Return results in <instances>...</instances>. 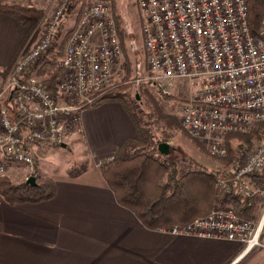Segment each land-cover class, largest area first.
Wrapping results in <instances>:
<instances>
[{"label":"built area","instance_id":"built-area-1","mask_svg":"<svg viewBox=\"0 0 264 264\" xmlns=\"http://www.w3.org/2000/svg\"><path fill=\"white\" fill-rule=\"evenodd\" d=\"M137 4L148 81L163 96L178 88L183 92L185 86L178 102L182 130L215 159L226 158V136L249 134L264 120V18L255 39L249 34L244 0H137ZM66 8L67 2L61 1L42 37L19 52L0 86V176L10 164L23 165L31 176L35 150L65 144L66 134L78 130L79 107L123 76L111 8L97 2L88 7L67 41L55 83L58 95L46 89L35 66L59 37ZM254 175L264 176L263 130L252 150L239 154L227 179H217L220 190H227L231 182L242 198L260 205L258 222L217 210L184 227L163 230L177 237L238 242L242 249L230 264L264 248V181L252 184Z\"/></svg>","mask_w":264,"mask_h":264},{"label":"crops","instance_id":"crops-1","mask_svg":"<svg viewBox=\"0 0 264 264\" xmlns=\"http://www.w3.org/2000/svg\"><path fill=\"white\" fill-rule=\"evenodd\" d=\"M46 6V0L37 5L40 10ZM23 36L24 29L14 18L0 14V72L19 52ZM77 131L90 157L87 169L78 177L69 172L51 177L53 199L10 205L0 195V264H230L238 256L242 249L238 242L149 230L116 202L100 165L110 161L126 139L136 137L120 103L83 110ZM157 153L165 156L158 146ZM12 165L17 164H10L5 175L24 183L27 168L22 166L25 172L16 176L21 167ZM237 264H264V248Z\"/></svg>","mask_w":264,"mask_h":264},{"label":"trees","instance_id":"trees-1","mask_svg":"<svg viewBox=\"0 0 264 264\" xmlns=\"http://www.w3.org/2000/svg\"><path fill=\"white\" fill-rule=\"evenodd\" d=\"M244 1L249 34L258 39L264 18V0ZM86 2L87 0L85 6ZM110 4L122 56L125 59L127 49L117 10L114 1ZM84 8L83 5L82 9ZM0 14L14 18L24 29V36L17 50L22 49L26 44L28 50L37 39V26L44 23L42 11L32 6L0 1ZM77 14V19L75 17L74 21L78 20L81 11ZM63 28L64 22H61L59 37L63 36L62 39L56 42L48 50L47 56L35 66L36 76L41 78L46 89L54 94H56L55 79L60 71L57 62L62 56L66 40L74 29L63 32ZM131 66L128 63L120 80L95 94L90 104L80 107L83 111L95 109L105 103H120L136 130V137L126 139L117 148L114 157L100 165V172L113 192L116 202L131 211L149 230H163L176 225L184 227L217 210H230L239 219L257 221L259 218L257 213L261 211L260 205L249 198H242L235 184L231 182H228L227 190H220L217 186V178L227 179V173L236 166L240 152L250 150L254 143L259 141V131L264 129V123L253 128L249 134L231 133L226 136L225 144L228 151L226 158H214L221 166L218 172L199 167L194 170H179L172 152L169 156H160L157 153L158 144L168 143V138L159 136L156 127L160 125L165 132H185L178 119L166 113L161 100L164 98L153 90L151 92L150 88L153 87L149 81L146 85H137ZM8 68L9 66L2 73L7 72ZM135 87H138V91L136 90L138 95L131 98L127 91ZM140 100H143L145 109L138 105ZM185 135L201 152L207 153L197 140L190 138L186 133ZM86 169L87 165L84 164L80 169L71 170L69 175L78 177ZM31 176L35 177V186L15 183L7 175H1V197L10 205L41 203L55 197L56 188L50 177L42 175L37 169ZM252 178L259 184L264 181V176L254 175Z\"/></svg>","mask_w":264,"mask_h":264},{"label":"rangeland","instance_id":"rangeland-1","mask_svg":"<svg viewBox=\"0 0 264 264\" xmlns=\"http://www.w3.org/2000/svg\"><path fill=\"white\" fill-rule=\"evenodd\" d=\"M1 1L2 2L4 1L9 4H19V5L21 4L23 6H32L40 10V8L37 7V5H39L43 0H1ZM46 1H47L46 9L44 8V10H40L42 11L45 19H44V23L42 25L39 24L36 28L38 29L37 31L38 36H37L36 41L39 40L40 36L42 37L43 31H45V29L47 28L49 22L51 21V18L53 17V14L56 12L58 7L60 6V2L63 0H46ZM65 1L67 2V8L65 9V12L63 15L64 18L62 20V22H64L63 32L70 30L72 28H74L73 29V32H74L76 28L78 27V25L80 24L82 16L89 9L88 8L89 6L91 5L93 6L97 2H103V3L108 4L109 7L111 8L110 3L111 1H114L115 7L117 10V16H118L120 28L124 36L125 47L127 49L126 51L127 53L125 52V55H124L126 61H124L125 59L122 56V62L125 66V69L128 63L132 65L131 69L134 71V76L136 78L137 85H141V86L142 84L146 85L148 82V73H147L146 64H145V55H144L145 47H144V42H143V37H142L141 15H140V11L138 8L137 0H87L86 6H85L86 0H65ZM83 5L85 7L84 10L82 9ZM79 11H81V14H79L78 20L74 21L75 17L77 19V16H78L77 12ZM62 37L63 36L60 35V37H58L57 40H55L52 47L56 44V42H59L62 39ZM67 41L68 39L66 40L64 48L62 50V56L64 54ZM26 46L27 44L23 46L22 49L19 50V52L21 53L22 50L26 48ZM19 52L15 55V57L11 61L9 68L18 59L17 56L18 54H20ZM46 56H47V52H46ZM60 59L57 62V67H59ZM59 70H60L59 71V74H60L61 72L60 67H59ZM0 75H1V79H0V86H1L6 75L8 74L5 71L4 73L0 72ZM57 77L55 79V83H56ZM39 79L40 81H42L41 78ZM55 89H56V94L54 93L53 94L57 96L58 95L57 88L55 87ZM183 89H184L183 92L180 91V89L178 88L177 90L173 91L171 95L163 96L162 94L157 92V90H155L154 88H150L151 92L154 91L157 95L164 98L161 100H162V104L164 105L166 109V113L172 117L177 118L178 121H179V115H178L179 114V103L178 102L185 95L186 87L183 86ZM136 90L138 91V87H135L130 91L128 90L127 93L129 92L130 96H132L131 98H135V96L138 95L137 94L138 92ZM138 105H140L143 109H145L143 100H140ZM263 123H264V120L258 123L257 126ZM156 130L159 136L168 138V144L170 145V148L172 150V155L175 158V161L177 163V168L179 170H186V169L194 170V169H198L199 167V168H204L208 171L218 172L221 169V166L214 160V157L208 153V150L205 148L206 150L205 152H207L206 154H208L207 156L205 153L199 150V148L197 147L195 143H193V141H191L190 139L186 137L185 133L165 132L164 129L160 125H157ZM74 132L72 129L70 133L66 134L67 136L64 142L66 145V148L58 146V147H47V148H44L43 150L39 149L41 150L39 152L37 150L35 153L36 154L35 155L36 156L35 169H37L42 175H45L51 178V177H54V175L56 174H64V173L70 172L71 170L80 169V167L84 164L88 166V158L90 157L88 156L87 152H85V149L83 148V145L80 142V136H77L76 134L78 131H76L75 133ZM255 144L256 142L254 143V145ZM235 145L236 144H233V146ZM250 150H252V148H250ZM227 154H228V151H227ZM169 155L171 154L169 153ZM22 166L23 165H20V164L11 166L14 169L21 167L19 170L15 172L16 176L25 172V168ZM228 174L229 173H227V176ZM252 177L254 176H251L250 182L254 185H259V183H257ZM15 182L17 183L21 181L15 179ZM257 215L260 218L261 211H258ZM245 221H249V220H245ZM263 237H264V229L261 235V240L263 239Z\"/></svg>","mask_w":264,"mask_h":264},{"label":"water","instance_id":"water-1","mask_svg":"<svg viewBox=\"0 0 264 264\" xmlns=\"http://www.w3.org/2000/svg\"><path fill=\"white\" fill-rule=\"evenodd\" d=\"M65 144H63V145H61L60 147H63V148H65ZM158 150L160 151V152H162L163 154H165V156L166 155H168V153H169V150H168V145L166 144V143H161V144H159L158 145ZM24 184L25 185H27V186H35V177H33V176H29L28 178H27V180L24 182Z\"/></svg>","mask_w":264,"mask_h":264}]
</instances>
